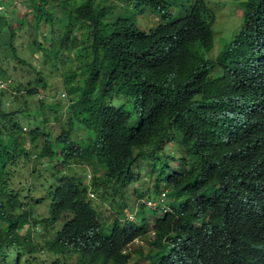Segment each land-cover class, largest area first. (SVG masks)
Returning a JSON list of instances; mask_svg holds the SVG:
<instances>
[{"label":"trees","instance_id":"16d2710c","mask_svg":"<svg viewBox=\"0 0 264 264\" xmlns=\"http://www.w3.org/2000/svg\"><path fill=\"white\" fill-rule=\"evenodd\" d=\"M22 1L30 10L20 16L14 10V0H0V6H5L0 15V45L10 53L24 40L36 45L44 58L41 65L51 64L56 75L50 76L59 77L71 100L65 124L68 130L57 137L50 135L49 124L60 121L56 102L50 101L46 104L52 109L50 115L36 110L45 129L34 131L36 137L43 138V144L36 146L39 152L12 146L11 157L19 149L27 157L28 173L7 172L8 154L0 150V261L37 264L38 251L46 249L61 253L67 262L80 246L97 243L115 256L106 264H127L120 254L125 240L119 220L103 226L99 218H111L89 207L80 185L69 186L67 191L53 189V198L50 190L43 193L49 212L41 214L39 221L28 208L26 212L21 209L22 194L35 191L40 184L51 188L44 182V166L47 159L56 157L58 148L85 163L102 150L108 155L105 164L120 161L111 168L125 185L133 182L137 160H147L145 147L162 151L166 139L176 138V150L197 159L189 169L192 187L184 206L180 203L163 218L154 219L157 234L140 261L172 264L160 254L173 244L172 249L185 258L200 256L214 264H264V148L254 145L264 140V0H240V27H234L228 42L218 47L216 61L203 55L214 48L210 35L192 38L180 63L173 50L161 55L155 49L154 27L138 26L135 14L143 11L136 8L137 2L148 5L149 0ZM165 1L177 5L182 0ZM11 87L21 92L18 84ZM44 89L47 91L46 78L37 72L24 95L32 97ZM20 97L13 96L10 101ZM22 111L16 106L0 114L10 143L15 142L11 135L20 129L18 118L26 115ZM35 117L33 113V123ZM72 126L80 127L84 137L71 138ZM247 149L256 159L244 158L239 163V155ZM261 163L260 172L253 174ZM183 172L182 176L187 170ZM237 173L232 189L228 188L227 181ZM172 190L174 198L180 199L177 184ZM176 221H204L209 226L189 231L179 227L170 242L168 233ZM147 229L142 223L138 233Z\"/></svg>","mask_w":264,"mask_h":264},{"label":"clouds","instance_id":"9594fccd","mask_svg":"<svg viewBox=\"0 0 264 264\" xmlns=\"http://www.w3.org/2000/svg\"><path fill=\"white\" fill-rule=\"evenodd\" d=\"M228 1L236 2L238 3V5H233L231 7V10H229L226 13V18L227 20L232 22V20H230L229 18L234 17V15L235 17H237L238 13L241 12V16L239 17V23L236 26H233V27H240L241 17L243 14V7L240 4V0H228ZM186 2L189 3V6H183L182 11L179 12L176 17H171L167 21L160 20L161 18L170 16L177 6L184 5ZM145 6L149 8L150 10L158 13L157 15L158 22L152 25L151 27H154V31L152 35L154 37L155 49L161 55L166 54L170 52L171 50H173L174 53L178 55L179 63H180L184 59L185 47L188 45V42L191 41L192 38L198 37V36H209L210 37V35H213V42H214L215 32L213 29V24L219 18V14L216 13V9L220 8V2L216 0H182L179 4L176 5L175 2L170 4L165 0H149L148 5H145ZM237 6H239L240 9H238ZM235 17L233 18V20L236 19ZM210 52L211 50L209 52H204V53H210ZM216 56L217 54L213 56V59H215ZM214 61H216V59ZM36 64H38L39 66H37ZM38 67H40V69ZM33 68H34L36 75L27 80L28 85H29V82H31L37 76V72L42 76V79H45L47 77L46 76L47 74L42 70V65L40 63H35ZM8 80L9 82L18 84V87H20L23 84V81H16L13 75L8 72L7 67H5L2 63H0V89H2L0 90V110H1L0 114H5V113L10 112L5 107L4 100L6 99L9 102H11L10 101L11 98L13 96H16L15 92H17L11 87V92L7 94L5 90L7 89L6 85L8 83ZM61 87L63 88V86ZM57 91H60L59 87L57 88ZM53 100L55 101V98H53ZM29 122H32V121H29ZM29 122L28 121L20 122L18 118L19 125L17 126L20 129L17 132H15L14 136L11 135V137L15 139L16 143L15 142L10 143L8 141L5 127L2 126V124H0V129H1L0 131V150L5 149L8 154V157H7L8 163L6 165L7 172L9 168L18 172L17 170L22 168L20 167L19 163L24 161V157H25V154L21 151V149H19V151L17 153H14L11 157L10 150L12 146L16 145L18 148L20 147L26 150V149L31 148L33 145L36 144L37 141H39L38 137L34 135L35 129H39V127L36 126V123H33V122H32L33 125L31 127H28L27 124ZM22 124H24L28 128V130H25L24 133L20 131L23 129L20 126ZM70 133L68 135H70ZM33 135L36 137V141L32 145L31 139ZM41 139L43 141V138ZM172 140H174V143H175L176 138L166 139V143ZM77 141L78 140L76 139H72V142H77ZM254 145H256L257 147L264 148V140L255 142ZM55 151H56L55 153L56 157H54L50 161H56L57 159L59 161L57 162V164L51 163L50 165L46 166L47 167L46 173L48 174V177H46L44 182H47L48 185L51 186V188L49 189L48 187H42L43 193L47 191L49 192L50 190L51 197L53 198L52 196L53 189L58 188V189L67 191V188L69 186L80 185L85 191L86 198L89 197L87 198L89 207L94 211H101L99 209V205L101 203L107 202L109 200L108 196H110L109 198L115 197V198L120 199L121 202L118 204V206L121 207L122 212L119 217L120 218L119 225L121 227V235L123 239L125 240V243L120 250V254L124 255L127 258V264H133L134 262L133 260L137 257V256H133L134 252H130L128 250L127 243L131 241L132 239H134L135 237H138L140 239V238L150 236L148 235L149 229H147V232L144 234L138 233V226L142 225V223H145L144 222L145 219H148L146 218L145 215H143L145 211L148 209L158 210L160 208L161 212L157 214V215H160L163 212V206L169 209L170 212L173 211L174 208H177L180 205V203H183L182 206H184V200L182 201L179 200L178 206L174 205L173 202L176 200V198L171 197V196L160 197V199L152 200L153 201L152 203H150L148 199H140L139 196L141 193H142L141 195L150 196V187L147 185L145 188H142L140 191H137L136 189H131L129 187L132 183L123 185L119 174H116L115 171L111 168L113 164L119 163L120 161L116 160V161L110 162L109 164H105L104 158L107 157L108 155L104 154L102 150L97 152L94 155V159L91 160L88 158V163H85L79 157L71 156V154L66 149L63 150L61 148H58ZM153 151L155 150H148L147 155ZM176 151H177V154H176L177 157L174 158L173 156H171L170 160L169 161L167 160L162 165L163 167L161 166L160 168H157L155 166L153 169H150L149 167L147 168V171L152 173V170L156 169V174L158 173V176L160 177L158 181H155V177L157 176L156 174L154 176L149 177L150 180H152V186H155L154 192H158L159 194H162L163 191L159 192L160 190L164 188L166 190H168L169 188L172 189V185L177 184L181 190L180 196H183L185 199L186 194L192 187V179L190 176L189 169L197 161V159L194 156H187L183 151L181 152H179L180 150H176ZM110 152L111 154L116 153L114 151H110ZM59 157H62V158H59ZM244 158H253L254 160L256 159V157L252 155V151H250L249 149L245 150L242 154L239 155L238 157L239 163ZM76 160H78V163H81V167L78 168V170L71 168L72 169L71 173H65L63 172V169L60 168V166H63V165H65L66 167L70 165L76 166L74 163L72 164L70 162V161L76 162ZM141 160L142 158L140 159V161L137 160L136 163L140 165ZM187 160H191L192 162H186ZM170 161H172L174 164L170 165ZM15 163H17L18 166H16ZM57 165H60V166H57ZM85 166H88L89 168L86 169ZM261 168H262V163L257 167V169L253 172V174L259 173ZM185 170H187V172L184 176H182L180 172L184 171L183 173H185ZM91 171H93L94 173L93 180H90ZM166 171H168V174L166 177H164L163 174ZM238 174L239 173H237L233 179L227 181L228 188L232 189L231 188L232 183H235ZM173 178L175 179L173 180ZM99 180L102 182V184H100ZM133 180H134V177H133ZM160 180L164 181L162 187L158 186ZM145 192H147V194H145ZM27 193L22 194V198L23 200H25L26 204L28 202H31L32 206L35 205L34 208L39 206L41 203L46 204L45 200L42 197L43 195L40 197L38 196L32 197V196H28ZM90 194H93V196H90ZM34 198H42V199H39L40 200L39 202H35L33 200ZM93 200H98L95 206L91 204ZM219 204L221 205L223 204V202L220 200ZM34 208L33 207L31 208L32 216L37 217L38 219V216L33 210ZM125 208H128L127 212H124ZM28 209L30 210V208ZM47 212H49L48 206H47ZM66 214H70V213H65L64 216ZM130 214L132 215V218L128 219V216ZM139 215H143L140 220H138ZM157 215H153L150 219L154 220L155 216ZM99 219H101L103 226L113 221L111 219H105L103 217H100ZM208 226L209 225L204 224V221L201 224L197 222L179 224L176 221L170 226L168 237L170 239V242H173L172 238H175V232L178 231L179 227H184L185 230L189 231V230H194L199 227L202 229H206ZM154 236L152 237V239H154ZM179 236L181 237L182 240H184L181 235ZM174 247L175 245L170 244L168 245V249H164L162 253L160 254V255H164V259L170 261L172 264H205V263L214 264L207 260L203 261L200 256L192 257L191 255H187V257L185 258L182 254L174 251L172 249ZM40 252H46L47 255L48 254L58 255L59 260L57 261L56 264H106L105 261L107 259L115 258V256H113L111 253L103 251L101 246L97 243L85 244L83 246H80L78 250H74L72 252L71 257L68 259L67 262H65L62 259L61 253H53L46 249L40 250ZM146 255L147 253L144 256ZM145 262L147 261L146 260L139 261L138 264H145ZM0 264H4V263L0 261Z\"/></svg>","mask_w":264,"mask_h":264},{"label":"rangeland","instance_id":"374dc122","mask_svg":"<svg viewBox=\"0 0 264 264\" xmlns=\"http://www.w3.org/2000/svg\"><path fill=\"white\" fill-rule=\"evenodd\" d=\"M15 2V8L14 10L17 11V14H20V16L22 15V13L26 12V14H28V10H30L28 6H25V3L22 0H14ZM218 2H220V8L216 9V13L219 14V18L216 20V22L213 24V29H214V48L210 53H204V55L206 57H213L219 50V46L221 44H223L224 42H228L227 39H229L230 35L232 34L234 27L239 23V17L241 16V12L238 13V16L234 17L236 19L233 20L234 17L229 18L231 21L227 20L226 18V13L231 10V7L233 5H238V3L233 2V1H228V0H216ZM138 5L136 8H142L143 14L137 12L135 14V18L137 19V23L138 26L140 27V29H144V26H152L154 24H156L158 22L157 20V15L158 13L155 11L150 10L149 8H147L142 2L138 1L137 2ZM183 6H189V3H185L184 5H180L177 6L173 13L170 16H166L164 18H161L160 20H164L167 21L169 20L171 17H176L177 14L179 12L182 11ZM28 7V8H27ZM4 8L5 6H0V15L4 14ZM238 9H240L239 6H237ZM21 9V11H19ZM8 11H11V8L8 9ZM15 16V14H14ZM130 16V15H129ZM35 46H32V44H27V41L24 40V42L20 45V47H18V53L19 55L27 60L32 61L33 63H42L43 61V57L40 56V53H38L37 55H33L32 52L34 50ZM6 53H8V51L5 50H1V55H5ZM4 64L8 65V72L11 73L13 75V77L16 79V81H23V84L19 87L21 92H15L16 96L22 95V97H20V100L18 99V101L15 102H9L8 100H4L5 102V107L7 108V110L11 111L14 108H16V106L19 108H23L22 114H26L23 117H21L19 119L20 122H29L31 121V116L33 113H35V123L36 126H38L40 128L41 131H44V128H41V121L42 118L38 115V112L36 111L37 109H42L47 115H50L52 112V109L47 107L46 104L50 101L52 102H56V109H57V113L60 117V121L57 122L56 124H49L50 128H47L50 132L51 136L57 137L63 130H68V127L65 126L66 122H67V109H68V104L71 100V98H69L67 92L65 91V89H63L61 86H63L61 80L59 79L58 76H50V75H56L55 73H53V70L51 68V64H46L45 66L42 65V70L47 74L46 76V81H47V91L44 89L40 92H38L35 96H29V97H25L26 95H24V92L26 90V88H28V79L32 78L36 75L35 71L32 70L29 67H22L20 68L19 66H17L15 69L12 67V65L14 64L13 60H9V61H5ZM37 66H39L38 64H36ZM40 69V67H38ZM10 83V84H9ZM13 83L9 82L7 83V89L5 90L8 93L11 92V85ZM59 87L60 91H57V88ZM2 90V89H0ZM23 97L26 99V103H23ZM53 98H55V101L53 100ZM16 118V117H15ZM1 124V123H0ZM28 127H31L33 125L32 122H29ZM23 129L20 130L21 132H25V130H28V128L22 124L20 125ZM25 128V129H24ZM72 130L70 133V137L74 138L75 135H78V137H84L83 135V131L80 129V127H74L72 126ZM42 135L38 138L39 141L36 142L35 147H31L33 149H35V153L37 154L39 152V149H36V146L39 145V147L42 145L43 141H42ZM173 147V148H171ZM146 150H149V147H145ZM143 148V149H145ZM162 148H164V153H161V150H155L153 152H151L150 154H148L146 157V159H142L141 160V164L138 165L135 169H134V180L132 182V184L129 186L131 189H136L137 191H140L142 188H145L147 185L150 187V196H144V195H140L139 198L140 199H148L150 201V203H152V200H156V199H160V197H164V196H171V197H175V195L173 194V190L171 188H169L168 190H166L165 188L160 190L159 192L163 191L162 194H159L158 192H154L155 190V186H152V180H150V176H154L156 174V169L152 170V173L147 171V168L150 167V169L154 168L155 166L157 168H160L167 160H170V157L173 156L174 158H176V148H175V143L174 140L166 143V145L164 144L162 146ZM59 152V151H58ZM29 156V160H32L33 158H35L34 156ZM168 154L166 157L165 155ZM62 158V157H59ZM27 157H24V161L20 162L19 165L20 168L18 171V173L20 174V172H24L23 170H25V173H28L29 167H28V163L26 162ZM48 163L44 166H48L51 163L53 164H57V162L59 161L58 159L56 161H50L48 160ZM140 161V159H139ZM72 164L74 163L76 166L70 165V166H60L61 169H63V172L65 173H71L72 169L74 168L76 170H78V168L81 167V163H78V160H76V162L74 161H70ZM186 162H192L191 160H187ZM27 163V164H26ZM150 163H153L154 166L149 165ZM174 163L172 161H170V165H173ZM16 166L17 163H15ZM43 167V168H44ZM86 169H88V166H85ZM24 168V169H23ZM10 169V168H9ZM167 169V168H166ZM168 174V171L164 172L163 176L166 177ZM90 180H93L94 178V173L93 171H91L90 173ZM44 177H48V174L46 173V171L43 173ZM39 178V177H38ZM160 178V177H159ZM45 181V179H44ZM164 181L160 180L158 186L162 187ZM17 186V185H16ZM25 190V188L23 189ZM26 194V193H23ZM28 196H42L43 195V190L41 187V184L36 188L35 191L33 192H28L27 193ZM90 196H93V194H90ZM110 196H108V201L101 203L99 205V209L101 211H103L105 214V217H110L111 220H119V216L117 215L116 211L118 210V204L121 202L120 199L118 198H109ZM89 198V197H87ZM177 200H175L173 203L174 205L178 206L179 205V200H184V197L181 196L180 199L176 198ZM24 204L22 206V210L26 212L27 208H32V204L31 202H28L27 204L25 203V200L22 201ZM98 200H93L91 202V204L93 206H95L97 204ZM34 212L36 213V215L38 216V221L40 219L41 214L46 216L47 215V205L45 203H41L39 206H37L36 208L33 209ZM128 208L124 209V212H127ZM161 212V209L159 208L158 210H146L145 213L143 215L146 216L145 219V223L148 225V229H149V233L148 237H144V238H138L135 237L134 239H132L131 241H129L127 243V248L130 252H134L133 256H137L133 261V264H138V262L141 260V258L148 253L149 251V241L152 239V237L154 235L157 234V230L154 229L155 227V222L153 219H150L153 215H157L158 213ZM169 209L165 208V206H163V212L160 215L155 216V220L156 219H160L163 218V216L166 213H169ZM32 213V210H31ZM183 213H181L180 215L176 216V220L177 218L181 217ZM71 215L70 214H66L65 216L69 217ZM143 215H139L138 220L141 219V217ZM132 215L130 214L128 216V219H131ZM61 222H64V219L61 220ZM179 238V237H177ZM181 239V237H180ZM182 240V239H181ZM46 252H42L41 253V258L44 259V264H46V262H48L47 259H45L46 257ZM147 262H145L146 264Z\"/></svg>","mask_w":264,"mask_h":264},{"label":"bare ground","instance_id":"6f19581e","mask_svg":"<svg viewBox=\"0 0 264 264\" xmlns=\"http://www.w3.org/2000/svg\"><path fill=\"white\" fill-rule=\"evenodd\" d=\"M27 44H29V43H27ZM32 44V43H31ZM17 46V49L14 51V53H10V52H8V53H6L5 55H1V50H5L6 51V48H4L3 46H1L0 45V63H2L5 67H7V69H8V65H6V64H4V62L5 61H9V60H13L14 61V64L12 65V67L15 69L17 66H19L20 68H22V67H24V66H26V67H29V68H31L32 70H34L33 69V67H34V64L35 63H33L32 61H30V60H27V59H24V58H22L20 55H19V53H18V47H20V45H16ZM32 46H35V48H34V50H33V52H32V54L33 55H37L38 53H40V52H38L37 51V47H36V45H32ZM40 56L42 57L43 55L40 53ZM227 101H228V99H227ZM224 102V101H223ZM235 103V102H234ZM226 113V112H225ZM223 114V113H222ZM235 114V113H234ZM221 115V114H220ZM227 116H228V114H227ZM260 116V115H259ZM215 118H217V117H215ZM218 121V120H217ZM218 125V124H217ZM243 126V125H242ZM223 128V127H222ZM215 133V132H214ZM217 134H218V132H217ZM253 134V133H252ZM251 134V135H252ZM211 135H212V133H211ZM254 135V134H253ZM256 136V135H255ZM223 139V138H222ZM204 142V141H203ZM213 143V142H212ZM211 143V144H212ZM260 148V147H259ZM215 150V149H214ZM207 152V151H206ZM200 153V152H199ZM205 154V153H204ZM224 155V154H223ZM225 156V155H224ZM263 156V155H262ZM203 161V160H202ZM256 163V162H255ZM210 166H211V164H210ZM246 166V165H245ZM250 166V165H249ZM244 168V167H243ZM214 174H216L215 172H213ZM225 181V180H224ZM244 192V191H243ZM256 196V195H255ZM41 253L42 252H40V251H38V256H39V262L37 263V264H44L43 262H44V259L43 258H41ZM45 259H47L48 260V262H46V264H53L54 262H56V261H58L59 260V256L58 255H56V254H48V255H46V257H45Z\"/></svg>","mask_w":264,"mask_h":264}]
</instances>
